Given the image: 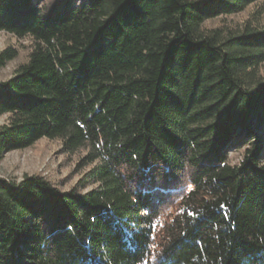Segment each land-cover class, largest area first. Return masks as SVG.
Listing matches in <instances>:
<instances>
[{
	"label": "trees",
	"instance_id": "16d2710c",
	"mask_svg": "<svg viewBox=\"0 0 264 264\" xmlns=\"http://www.w3.org/2000/svg\"><path fill=\"white\" fill-rule=\"evenodd\" d=\"M254 4L0 0L32 41L0 160L49 139L93 165L67 191L0 178V264H264V25L206 27Z\"/></svg>",
	"mask_w": 264,
	"mask_h": 264
},
{
	"label": "rangeland",
	"instance_id": "374dc122",
	"mask_svg": "<svg viewBox=\"0 0 264 264\" xmlns=\"http://www.w3.org/2000/svg\"><path fill=\"white\" fill-rule=\"evenodd\" d=\"M248 22L253 26L264 25V8L260 4L251 5L244 12L233 16L211 20L206 27L240 30ZM6 48H14L17 56L0 69V82L12 78L18 67L27 62L32 49V41L30 38L18 39L0 31V53ZM262 72L264 74V65ZM7 120L8 116H0V126ZM85 154V151L74 154L64 153L61 141L41 139L30 148L7 153L0 160V178L18 182L26 175H40L59 186L61 190L67 191L74 188L93 166L81 165ZM240 157V153H236L232 162L237 163Z\"/></svg>",
	"mask_w": 264,
	"mask_h": 264
},
{
	"label": "clouds",
	"instance_id": "9594fccd",
	"mask_svg": "<svg viewBox=\"0 0 264 264\" xmlns=\"http://www.w3.org/2000/svg\"><path fill=\"white\" fill-rule=\"evenodd\" d=\"M261 166L264 167V164H262Z\"/></svg>",
	"mask_w": 264,
	"mask_h": 264
}]
</instances>
